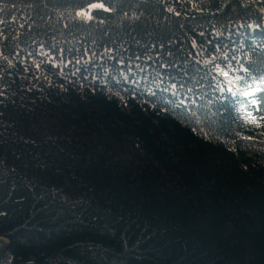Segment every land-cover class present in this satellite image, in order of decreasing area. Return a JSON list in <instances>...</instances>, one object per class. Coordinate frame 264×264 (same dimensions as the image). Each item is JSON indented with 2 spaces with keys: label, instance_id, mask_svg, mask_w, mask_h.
I'll list each match as a JSON object with an SVG mask.
<instances>
[{
  "label": "trees",
  "instance_id": "16d2710c",
  "mask_svg": "<svg viewBox=\"0 0 264 264\" xmlns=\"http://www.w3.org/2000/svg\"><path fill=\"white\" fill-rule=\"evenodd\" d=\"M0 236V264H264V0H0Z\"/></svg>",
  "mask_w": 264,
  "mask_h": 264
},
{
  "label": "snow or ice",
  "instance_id": "6c2138e0",
  "mask_svg": "<svg viewBox=\"0 0 264 264\" xmlns=\"http://www.w3.org/2000/svg\"><path fill=\"white\" fill-rule=\"evenodd\" d=\"M90 7H92V8H104V4L103 3H93L90 5ZM81 15H87V14L81 13ZM225 75H227V73H225Z\"/></svg>",
  "mask_w": 264,
  "mask_h": 264
},
{
  "label": "water",
  "instance_id": "95a60500",
  "mask_svg": "<svg viewBox=\"0 0 264 264\" xmlns=\"http://www.w3.org/2000/svg\"><path fill=\"white\" fill-rule=\"evenodd\" d=\"M2 239H3V237L0 236V240H2Z\"/></svg>",
  "mask_w": 264,
  "mask_h": 264
},
{
  "label": "rangeland",
  "instance_id": "374dc122",
  "mask_svg": "<svg viewBox=\"0 0 264 264\" xmlns=\"http://www.w3.org/2000/svg\"><path fill=\"white\" fill-rule=\"evenodd\" d=\"M3 240H5V239H3Z\"/></svg>",
  "mask_w": 264,
  "mask_h": 264
}]
</instances>
